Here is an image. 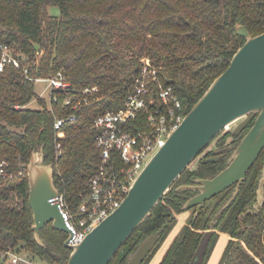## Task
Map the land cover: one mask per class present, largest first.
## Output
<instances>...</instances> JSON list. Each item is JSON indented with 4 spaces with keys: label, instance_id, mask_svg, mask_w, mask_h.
Wrapping results in <instances>:
<instances>
[{
    "label": "trees",
    "instance_id": "1",
    "mask_svg": "<svg viewBox=\"0 0 264 264\" xmlns=\"http://www.w3.org/2000/svg\"><path fill=\"white\" fill-rule=\"evenodd\" d=\"M51 6L59 7L60 14H51ZM238 23L252 36L263 33L264 0H0V44L9 45L23 66L8 65L0 72V161H9L16 172L43 146L56 186L71 212L82 218L81 195L87 198L100 158L94 120L125 106L142 59L160 68L161 79L174 86L187 114L245 43L236 32ZM58 71L67 75L71 90L56 92L57 101L50 104L32 78ZM69 97L81 101L82 108L76 120L57 131L56 119L75 111L66 103ZM33 101L40 107L30 108ZM253 121L240 136L219 134L215 148L209 144L202 151L198 166L178 178L110 264H127L140 244L169 221L143 264L148 261L195 194L177 187L224 169ZM57 141L63 144L60 156ZM220 153L218 162H203ZM263 167L264 151L227 207L234 187L209 201L198 216L193 211L159 264H207L221 235L227 243L218 264H264V206L253 207ZM33 224L27 170L21 178H0V258L25 248L48 264H67L68 235L50 223L40 232L41 245Z\"/></svg>",
    "mask_w": 264,
    "mask_h": 264
},
{
    "label": "water",
    "instance_id": "2",
    "mask_svg": "<svg viewBox=\"0 0 264 264\" xmlns=\"http://www.w3.org/2000/svg\"><path fill=\"white\" fill-rule=\"evenodd\" d=\"M236 32L246 41L234 54L229 67L210 84L180 126L169 134L166 143L137 177L120 207L90 231L81 243L70 244L72 235L57 201L60 190L55 183L53 164L45 162L43 146L33 151L27 172L29 205L34 218V236L41 245L44 242L40 232L51 223L55 229L68 235L65 246L72 252L67 264H110L210 142L231 124L244 118L234 131L239 135L253 115H257L226 168L213 178L197 179L196 184H184L177 188V191L198 192L183 206V210L197 207L195 216L199 215L206 201L235 184L237 189L232 199L238 194L248 171L264 149V32L252 36L240 23L236 25ZM218 161L219 157L213 156L203 162ZM262 206L264 167L254 208ZM168 223L148 236L127 264H143Z\"/></svg>",
    "mask_w": 264,
    "mask_h": 264
},
{
    "label": "built area",
    "instance_id": "3",
    "mask_svg": "<svg viewBox=\"0 0 264 264\" xmlns=\"http://www.w3.org/2000/svg\"><path fill=\"white\" fill-rule=\"evenodd\" d=\"M0 53V72L8 65L23 67L22 60L13 53L9 45L0 44ZM142 63L135 79V88L129 93L125 106L100 114L94 120L100 158L98 168L88 185L87 198L85 194L81 195L84 200L80 206L82 218L78 219L71 212L63 194L60 193L57 198L72 235V245L81 243L90 231L120 207L137 177L186 116L174 86L161 79L160 68L150 58L142 59ZM25 72H28L27 68ZM32 80L47 83V88L51 91L50 104L57 101L56 92L71 90V82L63 71H58L51 77H36ZM94 90L97 87L86 88L85 94ZM73 101L69 97L66 103L73 106L74 113L56 119L57 131L67 122L77 119L82 102ZM62 153L63 144L57 141L56 155L60 156ZM26 170L28 172V165L21 164L14 172L9 161H0V178H21ZM7 254L8 257L11 255L8 252L5 257ZM17 259L13 258L15 262Z\"/></svg>",
    "mask_w": 264,
    "mask_h": 264
},
{
    "label": "rangeland",
    "instance_id": "4",
    "mask_svg": "<svg viewBox=\"0 0 264 264\" xmlns=\"http://www.w3.org/2000/svg\"><path fill=\"white\" fill-rule=\"evenodd\" d=\"M49 11L51 14L54 15H59L60 14V9L57 6H51L49 8ZM144 59V58H143ZM36 90L39 95L44 97L48 102L50 99V89L47 88V83L45 82H37L36 83ZM30 108H38L40 105L38 104L37 101L31 102L29 105ZM242 119L234 122L231 124L228 128L223 130L220 134H223L224 132H232L234 128L237 126V124L241 121ZM217 137V136H216ZM216 137L210 142V149L215 148L216 144ZM230 140V139H229ZM209 146V145H208ZM202 153V154H201ZM200 155L191 163L189 168H196L199 164V161L201 158H203L204 154L206 153L201 152ZM193 214V210H187L186 212L182 213L179 216L178 222L174 226L173 230L171 233L168 235V237L165 239L160 248L156 251V253L148 259L144 264H159L160 261L163 259L164 253L169 246L170 242L172 239L179 233L180 229L182 228L183 224L188 221L190 218V215ZM44 242V241H43ZM227 243V236L221 235L211 257L209 258L207 264H218L219 258L221 256L222 251L225 248V245ZM12 251V250H11ZM72 252V251H71ZM71 254V253H70ZM11 256V257H10ZM16 257L18 258L17 261L15 262L13 258ZM160 257V260H158ZM0 264H48L45 260L39 258L37 255L31 253L30 251L26 250L25 248L22 249H15L11 255H9L8 259L4 260L3 257L0 258Z\"/></svg>",
    "mask_w": 264,
    "mask_h": 264
},
{
    "label": "flooded vegetation",
    "instance_id": "5",
    "mask_svg": "<svg viewBox=\"0 0 264 264\" xmlns=\"http://www.w3.org/2000/svg\"><path fill=\"white\" fill-rule=\"evenodd\" d=\"M256 117H257V115H256V116L254 115V117H252L251 120L254 119V121H255ZM243 120H244V118H242V120H241L240 122H242ZM251 120L249 121L247 127L249 126ZM254 121H253V124H254ZM240 122H239V123H240ZM239 123L237 124V126L239 125ZM253 124H252V125H253ZM252 125H251V126H252ZM237 126H236V127L234 128V130L232 131L233 134H234V131H235V129L237 128ZM251 126H250V128H251ZM247 127H246V128H247ZM246 128H245V129H246ZM250 128H249V129H250ZM227 129H229V128H227ZM245 129H244L239 135H237V136L242 135L243 132L245 131ZM249 129L247 130V132L249 131ZM247 132H245V134H246ZM245 134L242 136V138L245 136ZM235 135H236V134H235ZM242 138L240 139V142H241ZM240 142L238 143V145L240 144ZM238 145H237V147H238ZM237 147H236V148H237ZM236 148H235V150H236ZM235 150L232 152V154L235 152ZM263 151H264V149H263ZM263 151L261 152V154L263 153ZM232 154H231V156H232ZM261 154H260V156H261ZM214 156H218V157H219V160H220V158H221L222 155H221V153H220V154H217V155H214ZM231 156H230L229 159H228V164H227V166L229 165V160H230ZM260 156H259V157H260ZM210 157H213V156H210ZM208 158H209V157H208ZM205 159H206V158H205ZM257 160H258V159H257ZM257 160H256V161H257ZM203 161H204V160H203ZM254 164H255V163H254ZM227 166H226V167H227ZM253 166H254V165H253ZM253 166H252V167H253ZM226 167H225V168H226ZM222 170H223V169H222ZM222 170H221V171H222ZM249 171H250V170H249ZM249 171H248V172H249ZM219 172H220V171H219ZM219 172H218V173H219ZM218 173H217V174H218ZM217 174H216V175H217ZM216 175H215V176H216ZM247 175H248V173H247ZM213 177H214V176H213ZM213 177H210V178H213ZM260 178H261V177H260ZM200 179H205V178H200ZM246 179H247V177H246ZM246 179H245V181H246ZM196 180H197V179H196ZM196 180H195V183H194V184H196ZM245 181H244V182H245ZM259 181H260V180H259ZM244 182H243V183H244ZM243 183H242V184H243ZM242 184H241V186H242ZM241 186H240V187H241ZM258 186H259V185H258ZM178 187H179V186H178ZM178 187H177V188H178ZM233 187H234V190L232 191V194H231L232 196H231V198L228 200V202H229V201L232 199V197L234 196V193H235V191H236V189H237V184L231 186L230 188H233ZM240 187H239V191H240ZM230 188H228V189H226V190H229ZM257 189H258V188H257ZM226 190H225V191H226ZM225 191H223V192H225ZM223 192H222V193H223ZM197 193H198V192H195V194H194L193 196H195ZM238 193H239V192H238ZM220 194H221V193H220ZM237 195H238V194H237ZM237 195H236V196H237ZM193 196H192V197H193ZM217 196H218V195H217ZM217 196H215V197H217ZM236 196H235V197H236ZM215 197H213V198H215ZM235 197H234V198H235ZM213 198L210 199V200H208V201H206V204H207L209 201L213 200ZM234 198H233V199H234ZM189 199H190V198H189ZM233 199H232V200H233ZM228 202H227V203H228ZM227 203H226V204H227ZM206 204H205V206H206ZM226 204H225V205H226ZM205 206H204V207H205ZM253 207H254V205H253ZM191 209H192L193 211L195 210V214H196V212H197V207H193V208H191ZM189 210H190V209H189ZM185 223H186V222H185Z\"/></svg>",
    "mask_w": 264,
    "mask_h": 264
},
{
    "label": "crops",
    "instance_id": "6",
    "mask_svg": "<svg viewBox=\"0 0 264 264\" xmlns=\"http://www.w3.org/2000/svg\"><path fill=\"white\" fill-rule=\"evenodd\" d=\"M185 224V223H184ZM158 260H160V257H159V259Z\"/></svg>",
    "mask_w": 264,
    "mask_h": 264
}]
</instances>
